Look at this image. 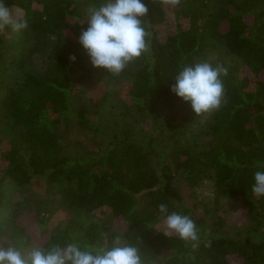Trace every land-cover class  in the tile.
I'll use <instances>...</instances> for the list:
<instances>
[{"label":"trees","instance_id":"trees-1","mask_svg":"<svg viewBox=\"0 0 264 264\" xmlns=\"http://www.w3.org/2000/svg\"><path fill=\"white\" fill-rule=\"evenodd\" d=\"M4 2L14 16L27 20L39 43L57 37L45 74L27 73L0 92V207L3 181L37 183L55 188L67 215L61 224L43 231L38 247L74 241L111 247L120 237L140 250L143 264H264V241L250 232L224 233L222 221L208 227L183 193L212 178L219 196L240 200L254 228L264 227V197L251 191L254 173L264 170V0H144L148 51L117 76L131 81L123 89L124 98L132 106L147 108L157 123L153 107L160 101L179 108L168 121L172 128L184 130L193 113L170 90L183 66L196 63L217 42L237 59L215 65L225 69L224 96L207 124L205 146L176 138L174 167L155 138L143 145L135 131H102L101 102L74 105L92 74L78 43L80 31L87 27L84 6L98 8L104 0ZM2 50L0 41V59ZM73 55L75 61L70 60ZM75 134L79 137L72 139ZM160 204L167 205L169 213L194 220L198 247L159 229L164 221ZM103 211L111 223L99 216ZM33 223L39 225V217ZM27 226L16 223L25 233Z\"/></svg>","mask_w":264,"mask_h":264},{"label":"rangeland","instance_id":"rangeland-1","mask_svg":"<svg viewBox=\"0 0 264 264\" xmlns=\"http://www.w3.org/2000/svg\"><path fill=\"white\" fill-rule=\"evenodd\" d=\"M84 7L86 17L90 9L97 8L90 4ZM0 41L4 53L0 59V65L3 67L0 69V80L3 84L0 92L4 93L9 84L20 80L27 73H46L57 37L49 36L39 43L29 25L20 32H14L10 26H6L0 29ZM222 59L232 62L236 58L227 52L221 42H217L199 56L196 63L208 62L215 67ZM239 65L243 71V66L240 63ZM91 67L90 79L74 98V105L82 107L89 106L93 102H101L98 106V122L102 131L108 135L121 130L135 131L141 135L143 145H147L149 137L155 138L158 148L165 153L170 167H174L171 154L176 138L184 142L195 141L205 146L208 140L205 135L207 124L217 109L200 115L190 114L184 122V130H178L172 128L168 121L179 114V108L160 101L158 106L153 107L158 114L157 123L147 108L132 106L122 95L123 89L131 84L130 79L113 75L105 69L95 68L92 65ZM77 137L79 135L75 134L71 138ZM177 174L176 184L179 183V173ZM1 188L4 192V202L0 207V248L16 246L26 254L32 248L38 247V243L45 237L44 230L61 224L67 217L62 208V197L55 192V188L45 189L43 184L37 183L19 186L11 180L3 181ZM183 193L188 205L198 215L206 218L208 227L222 221L224 233L234 235L250 232L255 240L264 241V227L258 230L254 228L240 200L219 196L212 178L205 179L194 190L185 188ZM99 216L110 222L107 211L100 212ZM34 217H39L41 221L39 225L33 223ZM18 220L28 225L26 233L17 229ZM159 229L167 232L164 221L159 224Z\"/></svg>","mask_w":264,"mask_h":264},{"label":"clouds","instance_id":"clouds-1","mask_svg":"<svg viewBox=\"0 0 264 264\" xmlns=\"http://www.w3.org/2000/svg\"><path fill=\"white\" fill-rule=\"evenodd\" d=\"M147 12L144 0H104L98 8L90 9L87 27L78 36V43L90 64L118 75L146 53L147 33L142 18ZM6 26L20 32L28 27V22L19 14L14 16L4 0H0V29ZM70 60L75 61L76 57L70 56ZM224 73L225 69L213 67L208 62L186 65L175 75L170 90L188 103L195 115L208 113L221 106L224 96L221 76ZM251 191L257 197H264V170L254 173ZM159 212L166 234H175L191 242L194 248L199 246V231L189 215L169 213L165 204H160ZM0 264H143V261L136 246L122 243L120 237H116L111 247L82 246L74 241L63 247L32 248L25 254L16 246H8L0 248Z\"/></svg>","mask_w":264,"mask_h":264}]
</instances>
